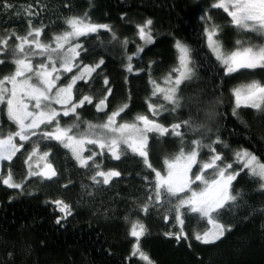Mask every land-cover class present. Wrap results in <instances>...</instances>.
<instances>
[{"label":"snow or ice","instance_id":"1","mask_svg":"<svg viewBox=\"0 0 264 264\" xmlns=\"http://www.w3.org/2000/svg\"><path fill=\"white\" fill-rule=\"evenodd\" d=\"M14 7L10 0H4L0 11L7 14ZM220 10L226 14L224 23H217L212 15L213 11ZM21 11L29 18L26 33L13 30L0 35V65L12 69L0 77V162H12L27 144H33L24 161L27 165L24 179L51 182L58 177L57 169L48 162L52 148L40 153V146L41 142L49 145L55 142L70 152L80 169L92 172L89 176L91 184L84 187L96 189L110 186L114 177H121V172L115 169L104 171L103 164L98 161L109 155L119 161L130 154L142 163L144 170L137 176L147 185L146 199L133 201L138 204V210L145 215L153 209L164 210V221L169 222L174 214L175 221L181 226L179 231L166 232L165 236L174 237L178 243L182 238L189 240L183 225L186 214H190L206 219L211 225L203 233H195L194 239L201 245L214 246L224 238L230 226L219 218L225 209L236 206L242 199V194L235 190L234 181L246 173L264 193V159L242 147L232 150L231 159H227L225 154L232 146L222 139L219 129L213 133L211 125L219 99L205 100L203 96L185 97L182 94L184 88L197 78L196 50L175 39V63L162 77V83L152 76L157 62L149 61L147 72L151 92L145 100L147 110L123 119L130 110V91L125 102L108 112V101L115 89L110 86L107 73H103V97L97 101L91 93L105 60L101 57L94 63H83L82 53L87 55V49L79 41L90 38V34H98L100 29L107 30L111 33V43L120 41L122 70L128 74L134 71L142 74L145 69L134 67L133 59L142 60L145 47L154 44L153 20L149 18L136 25L140 43L129 53L127 37L121 40L110 25L93 23L87 13L64 17V28L45 41L42 32L46 31V26L37 27L31 19L38 12L32 10L31 4L22 7L16 15L19 16ZM200 19L204 24L207 49L218 65L217 71L223 73L222 81L240 72L264 73V0H212L201 10ZM226 30L237 34L231 48L221 38ZM13 36L15 43L10 45ZM128 80L125 76L126 83ZM78 82L89 89L87 94L82 93ZM231 96L235 100L233 116L238 117L237 110L243 105L264 118V78H253L233 87ZM93 104L96 112L106 119L95 122L83 119L81 113L85 106ZM193 105L197 109L195 116L191 114ZM186 108L189 112L186 118L173 123L161 122L168 115H179ZM201 110L206 111L207 122L199 118ZM65 119L71 123H62ZM157 142L177 145L176 151L162 157L159 168L151 162V146ZM221 146L222 150H218ZM205 155L207 158L203 159ZM37 156L39 159L33 167V158ZM40 161H44L42 168ZM0 183L11 189H23V184L14 180L11 167L7 175L0 169ZM52 203L63 214L57 216V224L72 214L71 206L62 199ZM146 231L139 219L132 221L129 235L135 242L127 257L129 264L132 257H138L143 264H155L141 247V237Z\"/></svg>","mask_w":264,"mask_h":264},{"label":"trees","instance_id":"2","mask_svg":"<svg viewBox=\"0 0 264 264\" xmlns=\"http://www.w3.org/2000/svg\"><path fill=\"white\" fill-rule=\"evenodd\" d=\"M4 0H0L2 4ZM15 5L11 12L0 11V35L13 30L25 34L28 28V17L24 14L16 16L15 9L31 4L37 16L31 17L35 26H46L42 32L45 41L51 39L53 33L64 28L63 18L70 15H84L99 24H108L120 39L129 40V53L134 52L137 43V24L152 19V30L155 35L154 44L147 45L142 53V60L134 58V67H142L145 71L128 74L121 68L122 52L120 41L111 43V33L100 29L98 34H90V38L80 39L87 49L83 55V63H94L101 57L105 64L98 70L91 93L98 101L103 97V73L111 80L115 91L108 101L107 111L111 112L117 105L128 99L131 93L130 110L123 119H129L138 112H146V97L150 95L147 65L156 61L152 76L160 80L175 63L173 43L180 39L195 50L197 78L183 90L185 97L203 96L205 100L219 99L217 114L212 117V131L219 129L222 139L231 144L232 149L225 155L231 159L232 150L246 148L258 158L264 159V118L245 107L233 116L235 105L231 89L239 83L248 81V72L233 74L221 80L222 72H218L214 57L206 46L203 35L201 10L208 7L212 0H10ZM43 6V7H41ZM15 14V15H14ZM217 23H224L226 16L222 10L213 11ZM125 17V18H122ZM227 47L231 48L237 34L226 30L221 37ZM15 43V37L10 45ZM12 69L0 65V77ZM261 72H258V74ZM125 76L129 77L125 82ZM259 77V75H258ZM264 78V73H263ZM70 79V77H69ZM67 82V81H66ZM82 93L89 89L83 87ZM196 106L192 107V115H196ZM81 115L84 120H104L105 116L96 112L95 105L85 106ZM149 115H151L149 113ZM189 115L187 108L179 115H168L163 123H173ZM199 118L207 122L206 111L199 112ZM7 121L4 124L7 126ZM62 123H71L63 120ZM214 138V137H213ZM33 144H27L12 162L14 180L23 184V189H11L0 183V264H129L132 244L135 238L129 235L132 221L139 219L146 226V233L141 237V247L148 253L155 264H264V193L259 190L251 178L242 173L234 187L242 194L240 202L225 209L220 221L230 226V231L214 246L201 245L194 239L197 232L203 233L207 228L205 219L186 214L183 230L189 240L182 238L177 242L174 237L165 236L170 232L175 218L164 221V210L153 209L145 215L138 210V204L146 199V188L142 177L143 165L129 154L121 160H113L110 155L101 159L103 170L115 169L121 177H114L110 186H103L89 191L82 189V183L91 184V171L85 172L76 165L70 152L55 142L51 145L41 142L40 153L52 148L48 162L58 171V177L51 182L27 176V165L24 161ZM177 145L166 142L153 143L151 146V162L161 167L162 157L176 151ZM222 150V146L218 148ZM207 149L204 152L207 153ZM206 159L205 155L202 157ZM39 159L33 158V167ZM44 161H40V165ZM227 162V160L225 161ZM66 186V187H65ZM62 199L71 206L72 214L56 223L57 216H63L55 209L53 200ZM125 217H128L126 220ZM174 231H177L174 228ZM191 243V248L189 247ZM9 253H12L9 256ZM131 264H143L138 257L131 258Z\"/></svg>","mask_w":264,"mask_h":264},{"label":"rangeland","instance_id":"3","mask_svg":"<svg viewBox=\"0 0 264 264\" xmlns=\"http://www.w3.org/2000/svg\"><path fill=\"white\" fill-rule=\"evenodd\" d=\"M27 6H28V5H27ZM27 6H20V7H17V8L15 9V12H14V13L16 14V12H17L18 10H20L22 7H27ZM32 10H33V6H32ZM33 11H34V10H33ZM15 14H14V15H15ZM22 14H24V17L27 18L26 14H25L23 11L20 12V15H19V16H21ZM16 16H17V15H16ZM93 23H94V22H93ZM258 72H259V71H257L254 75H251V76L249 77L248 81L251 80V79H253V78H263V73H259V74H258ZM258 75H259V77H258ZM246 82H247V81H246ZM65 83H66V81H65ZM242 83H244V82H242ZM239 84H241V83H239ZM239 84H238V85H239ZM236 86H237V85H236ZM241 107H244V106L242 105ZM4 120L7 121L6 116H5ZM5 127H7V126L5 125ZM88 147H91V146H88ZM94 150L99 151L98 149H94ZM37 157H38V156H37ZM37 157H34V158H37ZM7 163H9V162H8V161L0 162V169H2L4 175H7V174H8V171H9V168H8ZM43 164H44V162L40 165L41 168L43 167ZM84 186H86V185L82 183L81 188H82L83 190H84V189L88 190V191H89V194H88V195H89V196H92V195H91L92 192H90L89 188L84 187ZM172 218H175V215H174V214H172ZM205 220H206V219H205ZM172 221H173V226H175V227H172V228H171V231H174V228H176L177 231H179V229H180L181 226L175 221V219L172 220ZM206 222H207V220H206ZM207 225H208V228H207L206 230H208L209 228H211V225H209L208 223H207ZM206 230H205V231H206Z\"/></svg>","mask_w":264,"mask_h":264}]
</instances>
